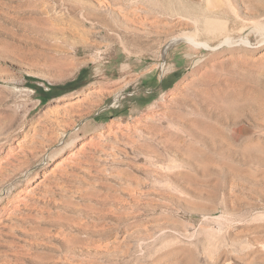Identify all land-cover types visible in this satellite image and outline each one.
Instances as JSON below:
<instances>
[{"label": "rangeland", "instance_id": "obj_1", "mask_svg": "<svg viewBox=\"0 0 264 264\" xmlns=\"http://www.w3.org/2000/svg\"><path fill=\"white\" fill-rule=\"evenodd\" d=\"M0 264H264V0H0Z\"/></svg>", "mask_w": 264, "mask_h": 264}, {"label": "bare ground", "instance_id": "obj_2", "mask_svg": "<svg viewBox=\"0 0 264 264\" xmlns=\"http://www.w3.org/2000/svg\"><path fill=\"white\" fill-rule=\"evenodd\" d=\"M180 38H181V37H180ZM183 38H184V37H183ZM185 39H186V38H185ZM178 40L180 41V39L177 38L176 41H178ZM166 48H168V46H167ZM58 125H59V124H58ZM59 128H60V127H59ZM60 129H61V128H60ZM62 130H64V129H62ZM57 136H59V134H57ZM52 137H53V136H52ZM197 151H198V150H197Z\"/></svg>", "mask_w": 264, "mask_h": 264}, {"label": "trees", "instance_id": "obj_3", "mask_svg": "<svg viewBox=\"0 0 264 264\" xmlns=\"http://www.w3.org/2000/svg\"><path fill=\"white\" fill-rule=\"evenodd\" d=\"M48 98H44L42 99L43 103H45L47 101Z\"/></svg>", "mask_w": 264, "mask_h": 264}]
</instances>
